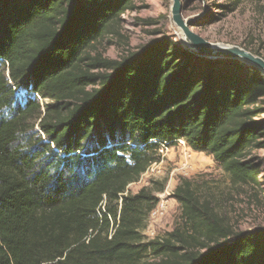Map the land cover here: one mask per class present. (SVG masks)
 Wrapping results in <instances>:
<instances>
[{"label":"trees","instance_id":"1","mask_svg":"<svg viewBox=\"0 0 264 264\" xmlns=\"http://www.w3.org/2000/svg\"><path fill=\"white\" fill-rule=\"evenodd\" d=\"M134 1L0 0V264H264V228L233 229L187 180L181 223L144 239L164 181L128 187L160 143L264 188V74L167 38L91 55Z\"/></svg>","mask_w":264,"mask_h":264},{"label":"rangeland","instance_id":"2","mask_svg":"<svg viewBox=\"0 0 264 264\" xmlns=\"http://www.w3.org/2000/svg\"><path fill=\"white\" fill-rule=\"evenodd\" d=\"M171 3L172 0H135L134 8L120 16L114 32L93 45L91 55L99 52L103 57L116 59L161 38L171 39L188 49L180 29L173 23ZM217 3L223 4L225 0H188L182 8V16L190 21L194 32L209 42L236 45L264 58V0H241L231 11L216 6ZM220 11L225 12L218 15L219 20H210ZM35 129L40 128L36 126ZM126 142L139 145L136 138ZM160 147L158 161L128 187L135 193L152 180L164 181V189L154 192L155 208L159 210L153 218L148 215L142 231L146 241L163 237L181 223V206L173 192L182 180L189 181L196 196L208 202L233 229L264 228V188L233 185L211 155L195 151L187 144H164L162 152ZM254 154L264 159V147ZM261 168L264 169V163Z\"/></svg>","mask_w":264,"mask_h":264},{"label":"water","instance_id":"3","mask_svg":"<svg viewBox=\"0 0 264 264\" xmlns=\"http://www.w3.org/2000/svg\"><path fill=\"white\" fill-rule=\"evenodd\" d=\"M183 0H172L173 23L182 33V41L188 50L208 58H236L251 64L264 74V58L236 45L215 44L203 38L190 28V21L182 16Z\"/></svg>","mask_w":264,"mask_h":264},{"label":"built area","instance_id":"4","mask_svg":"<svg viewBox=\"0 0 264 264\" xmlns=\"http://www.w3.org/2000/svg\"><path fill=\"white\" fill-rule=\"evenodd\" d=\"M38 96V95H37ZM39 98H40V96H38ZM175 142H177V143H179L180 145H186V142H185V140L184 139H182V138H180V139H177ZM165 143H160V152H162L163 151V148H162V146L164 145ZM150 168V166L148 167V169ZM147 171V170H146ZM160 206H163V203L161 202L160 203ZM159 210V207H157V208H153L151 211H150V213H149V217H151V218H153V216L154 215H156V213H157V211Z\"/></svg>","mask_w":264,"mask_h":264}]
</instances>
